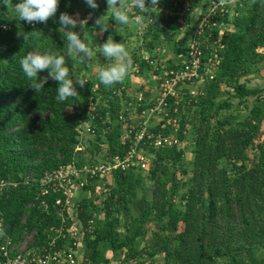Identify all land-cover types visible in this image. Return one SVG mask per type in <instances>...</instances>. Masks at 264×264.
Here are the masks:
<instances>
[{
	"label": "trees",
	"instance_id": "16d2710c",
	"mask_svg": "<svg viewBox=\"0 0 264 264\" xmlns=\"http://www.w3.org/2000/svg\"><path fill=\"white\" fill-rule=\"evenodd\" d=\"M18 2L5 0L0 4V181L10 184L0 194V220L14 243L26 233L33 234L31 246L34 248H46L56 231L62 229L53 252L67 244V229L73 221L65 213L64 218L58 215L54 202L60 197L59 193L49 191L41 195L36 185L48 174L70 165L82 166L75 146L79 142V126L83 123L94 130L93 143H90L105 144L108 155L124 152L119 142L122 122L118 117L124 114L120 96L124 97L127 89L123 80L112 86L101 84L98 78L95 83L84 80L83 87L75 85L77 97L60 102L55 98L58 82L48 77L45 70L38 73V80L47 77V83L36 93L20 64L28 52L59 53L65 57L70 77L83 79L80 72L86 68V62L80 63L68 55L66 31L60 27L58 18L61 13L72 16L79 4H86L83 0H59L54 17L45 23H27L17 18L15 4ZM105 3L99 10L107 12L105 23L114 27L103 32L101 38L93 36L92 42L103 44L107 35L112 36L114 42L119 41V36L126 39L127 25L121 26L115 21L111 12L106 11ZM130 3L131 0H126L123 4ZM129 10L132 18L144 17L143 24L151 20L140 33L143 48L152 52L157 43L169 44L177 55L175 58L182 64L185 62L192 34L186 32L194 26V20L183 19L189 27L182 38L174 42L176 33L169 32L167 27L179 26L177 15L151 12L149 6L147 13H139L134 6ZM232 11L231 17L229 14L218 17L219 22L230 25L231 29L213 46L217 36L214 32L207 43L213 48L210 51L203 48L206 57L201 61L200 77L193 84L198 94L192 96L190 89H182L177 137L183 140L190 136L188 131L193 134L190 171L178 165L184 159L183 150L174 147L150 150L153 167L148 175L143 178V172L135 170L113 172L112 184L105 185L106 196L101 208L89 198L76 200L75 219L83 229L81 264H110L106 251L122 264H264V134L260 131L264 99L259 97V89L240 82L258 72L254 66L264 55V0H239ZM101 12L94 16L95 20ZM88 26L85 25L86 31H94ZM73 31L80 32L79 27ZM209 52L217 56V65ZM157 56L142 59L134 53L130 57L138 75L145 76L151 70L150 62ZM177 65L170 68L175 70ZM207 71L213 76L211 80ZM153 73L159 75L157 71ZM222 87L226 88L225 92ZM141 93V104H133L137 105V112L148 107L147 101L153 97L148 90ZM221 93L226 99L219 103L216 111L231 108L230 99L243 105L246 98L253 97L249 116L232 123L216 120L213 125L211 120L216 115L211 109L213 99ZM90 99L95 103L92 119L89 117ZM191 110L195 115L188 119ZM168 115L176 116L172 112ZM188 125L191 126L186 131ZM158 130L159 126L155 131ZM169 132L168 127L163 130L166 135ZM248 150L252 152L250 159ZM177 166L182 176H188L187 179L182 177V184L173 174ZM170 171L168 182L165 178ZM144 180L153 184L151 198L137 196L140 189L145 192ZM85 189L93 192L96 187L92 183ZM181 189L182 197L175 203L173 199ZM100 209L101 221L97 220ZM91 223H94L92 228ZM150 229L153 233L147 244L137 248L136 243L144 239ZM258 250H262V257L256 256Z\"/></svg>",
	"mask_w": 264,
	"mask_h": 264
},
{
	"label": "built area",
	"instance_id": "2783aa9c",
	"mask_svg": "<svg viewBox=\"0 0 264 264\" xmlns=\"http://www.w3.org/2000/svg\"><path fill=\"white\" fill-rule=\"evenodd\" d=\"M233 1L167 0L166 3L164 0H159V3L156 5L158 9L152 8L149 5L151 12H162L164 16L177 15L180 22L179 26H181L184 32H186L188 26L183 19L194 15L195 24L188 40L185 62L177 65L178 68L175 70L160 71H158L156 63L150 62L153 68L152 74L155 75L153 72L157 71L159 75L154 76L157 90L153 97H151V100L147 101V105L149 106L140 112L136 111V106L140 105L143 101L142 93H140L137 97H134L133 102L128 103L129 107H134V112H132L131 108L125 109V111L122 110L124 114L118 117V120L122 122L119 142L120 146L125 149L123 153L108 155L105 150L100 162L96 161L91 164H84L81 167H76L75 165L68 166L53 174L46 175L36 185L41 195H45L49 191L60 194V197L54 202L55 207H58L59 216L64 218L63 213H65L67 218L73 221L67 229V234L69 235L67 244L60 249L51 251L54 249L55 242L62 229L56 231V236L47 243L46 248H34L31 246L33 234H28V237L31 238L29 245L21 240L14 243L6 235L3 222L0 220V264H77L80 234L79 228L74 225V222L77 220L72 219L69 213L70 207L73 208L75 206V203L73 204L72 201L75 200L76 190L87 186L89 181L104 175H111L115 171L147 170L151 166L150 150L157 151L172 147L177 150L184 149L185 138L181 140L177 137L179 128L177 112L178 107L182 105V96L184 95L182 94V89L183 87L190 89L189 94L192 96L198 94L193 84L200 77L198 71L201 69L202 59L206 57V52H203V48L208 51L213 48L212 45L208 46L207 43L209 39L213 38L212 34L214 32L217 33V36L212 42L213 46L225 31L231 29L230 25L227 26L223 22H219L218 17H222L225 14H229L230 17L233 16L232 9L239 0H236L234 5H230ZM131 2L133 5V0ZM145 3L147 5V0H145ZM169 7H172V10ZM165 8H167V11ZM138 11L139 13H147L148 10L141 11L138 9ZM150 22L151 20L147 19V22L143 26L146 27ZM154 52L155 54L152 57L158 54V50L156 49ZM209 53L211 57L216 59L215 65H217V56L212 54L213 52ZM207 59L209 62L211 61L210 58ZM207 76L210 80L213 77L209 71H207ZM135 103L137 104L136 106L133 105ZM94 104L92 99H90L89 117L91 119L94 117L92 114ZM169 112L176 114V116L170 118ZM157 126L160 127V130L155 131ZM166 127L170 128V132L167 135L163 133ZM78 131L81 135L85 134L88 137H93L94 135V130L88 123H83ZM81 135L78 138L79 142L75 146V151L77 152L81 151L82 147ZM184 135H187L186 132ZM8 186H10L9 183L0 181V194ZM42 206L43 209H46L44 204ZM62 223H65L64 219H62Z\"/></svg>",
	"mask_w": 264,
	"mask_h": 264
},
{
	"label": "rangeland",
	"instance_id": "374dc122",
	"mask_svg": "<svg viewBox=\"0 0 264 264\" xmlns=\"http://www.w3.org/2000/svg\"><path fill=\"white\" fill-rule=\"evenodd\" d=\"M104 0H96L97 4H98V8L97 9H91L89 8L87 5L83 6V4H79L77 9L75 10V12L72 14L73 17H76L78 19H88V27H90L91 29H94V31H86V28L84 27L83 29H81L79 27V25H77L79 27L80 33L81 35L84 36V38L87 40L86 42H91V37L93 36H97L99 38L102 37L103 33H100L99 30H97L95 27V19L94 16L98 15V12L100 13L101 11L99 10L102 6V4L105 3ZM126 0H124L125 2ZM130 1V0H128ZM164 2L167 3V0H164ZM236 2V0H234L232 2V4L230 5H234V3ZM106 4V3H105ZM133 5L130 3L128 5L129 9H131ZM85 7V9H84ZM165 10L167 11V8H165ZM86 11V12H85ZM130 11V10H129ZM170 11V10H169ZM168 11V12H169ZM101 14L103 15V13L101 12ZM106 17V14H105ZM191 20H194V15L192 17H190ZM106 19V18H103ZM133 24V23H132ZM186 24L187 23L186 21ZM189 27V26H188ZM169 32H173L176 33L174 36V42H177L179 39L182 38V33H183V29L181 28V26H173V27H167ZM184 28V27H183ZM143 29H145L144 26H139L138 28L134 27L132 33H135V31L139 32V33H143ZM193 29V26H191V28L188 29V31L186 33H191ZM140 38V34L138 35ZM133 37L135 38L136 35H133ZM97 45H100V43L97 42H93L92 43V50H93V55L95 56V58L92 60V62L90 64H92L93 66L96 65H100L101 61H107L104 57H102L101 55H96V51H99V48ZM156 48H154V50L152 51V55L155 54V50H158V56L156 57L157 60V69L158 71L160 70H170V66L173 65V63H175V65L177 64H181L180 61H178V59L175 58V55L173 53L172 47L168 44H164V43H157L156 44ZM100 52V51H99ZM263 53V52H262ZM156 56V55H155ZM77 61V60H76ZM182 61V60H181ZM107 62H111L112 61H107ZM159 62V63H158ZM166 63V64H165ZM109 63H106V65ZM162 66V69H161ZM257 67L258 72L256 74H251V75H247L245 78H242L240 80L241 83H244L247 87L250 88H256L257 90L259 89V97H261L262 99H264V55L260 56V61L258 63V65L254 66ZM170 68V69H169ZM98 69H96L95 71H97ZM153 68H151V70H149L147 73L149 74V76H151V79H153V74H152ZM161 73V72H159ZM94 75L96 74V72L93 73ZM136 75V71L134 73ZM129 77L132 78V76L134 77V75L129 72L128 73ZM83 80H86L90 83H95V80L98 78L97 76L92 77V75L89 76H85L83 75ZM136 80V77H135ZM131 81V82H130ZM128 82L130 83L126 89H127V93L124 95V97L120 96V106L121 109L123 111H125V109H129L131 108L132 112H134L133 108L134 107H129L128 103L129 102H133L134 101V97H137L142 89L140 91H135L132 84L133 81L132 79H129ZM155 87H156V83H155ZM226 88L222 87V91H226ZM226 99V95L224 93H221L219 96H217L216 98L213 99V106H212V112L215 113L216 115L214 116V118L211 120L212 124L214 125L216 120H220V121H229L230 123H232V121L235 122H240L245 120L248 116H249V109L252 107V104L254 102V98L253 97H248L245 99V103L243 105H239L238 104V100L235 99H230L229 103L232 105L231 108L227 109V110H218L216 111V107L219 105V103L223 100ZM194 111V110H193ZM191 110V112L188 113V119H193L195 113ZM185 113V111L183 112ZM191 126V125H190ZM190 126L188 125L187 130L188 131L190 129ZM261 133L264 134V120L262 122V126L260 129ZM188 133H190V136L185 138V143H184V159L183 161H181L178 165L180 166V169H185L187 171H190V161H191V147L193 145V134H191L190 131H188ZM82 140H81V151L77 152V158H80V161H82L81 165H87V164H91L92 162H96V161H101V157L102 155H104L105 150H106V145L105 144H101L99 146L98 143L96 144H92L93 142L91 140L94 139V137H88L85 134L82 135ZM90 141L92 143H90ZM92 144V145H91ZM96 146L98 147V150H96ZM249 159L252 156V152L251 150H248L247 152ZM77 161V160H76ZM151 166L145 170L142 171L143 174L142 177L145 178L148 175V171L153 167V162L151 160ZM222 164L224 165V162H222ZM250 166V164H248ZM170 174L171 171L169 173V176L166 177L165 179H167V181L169 182L170 179ZM174 177L176 176L178 178V181H180V183L182 184V177L187 179L188 176H182V174H180L179 172V167L177 166V168L174 169L173 171ZM112 175V174H111ZM111 175H107V176H102V177H98L97 179L93 180V181H89L88 185L83 187L82 189H77L76 193H75V200H73V204L76 203V200L81 199V198H89L93 201V203L99 208L102 207V203L103 200L106 196L105 194V185H111L112 184V176ZM185 179H183L184 182ZM93 183V185H95L96 189L92 192L89 190H86L85 188L90 186ZM144 190H139L137 196L141 197V196H145L147 198H151V193L154 191L153 188V184L150 181H146L144 180ZM166 189H169V186L166 187ZM182 189L178 190V194L176 195V197L173 199L175 203L179 202L180 197H182ZM75 207L73 208L70 207L69 213L71 214L72 219H75ZM97 220H103V213H102V209H100V213L97 215ZM75 227L79 228V241H80V247L79 250L77 251V256L81 257L82 256V251H83V244H82V237H83V229L81 228L80 224H77V221L74 222ZM90 225V224H89ZM92 225H94V223H91V228L93 227ZM91 230V229H90ZM122 231V229H120ZM179 230H181V226H179ZM153 233V230L150 229L147 232V235L144 239L139 240L136 243L137 248H141L144 245L147 244V240L148 238L151 236V234ZM21 241H23L24 243H26L27 245H29L31 243V238L28 237V234L26 233L25 235H23L21 237ZM22 246V245H21ZM20 246V247H21ZM105 255L108 257V259H110V264H122L118 258H115L112 256V253L109 251H106ZM262 250H258L256 251V256L257 257H262ZM157 260H160L159 257L156 258ZM136 262H131L128 264H135ZM77 264L78 263V257H77ZM219 264H224L223 262H219Z\"/></svg>",
	"mask_w": 264,
	"mask_h": 264
},
{
	"label": "clouds",
	"instance_id": "9594fccd",
	"mask_svg": "<svg viewBox=\"0 0 264 264\" xmlns=\"http://www.w3.org/2000/svg\"><path fill=\"white\" fill-rule=\"evenodd\" d=\"M83 2L91 9H97L96 0H83ZM5 0H0V4H4ZM159 0H148V6L156 8ZM107 10L115 21L121 26L132 23L133 19L138 24H142L144 17H130L128 14L129 7L122 4L121 0H106ZM59 0H19L15 4V12L19 20L27 23H45L57 13ZM133 6L141 11H147L145 0H133ZM103 16L95 20V25L99 28L100 33L108 30V24L102 19ZM60 27L66 31V39L68 42L67 53L75 58L78 62L83 63L93 56V50L90 42L80 35L79 31H73L77 25L81 29L88 23V19H78L67 13H61L58 18ZM70 29V30H69ZM123 30V29H122ZM18 36L22 33H18ZM102 57L107 61H114L108 67L101 68L97 77L101 84L112 86L121 82L129 73L132 67V60L125 45L121 42H114L112 36L100 45H97ZM21 68L25 76L32 82L31 88L39 93L47 83V77H41L38 80V73L47 71V76L53 81L58 82L55 98L64 102L71 97H77L75 85L83 87L86 83L83 79H73L70 77L69 68L66 66L65 57L59 53L51 52H28L21 61ZM75 82V83H74Z\"/></svg>",
	"mask_w": 264,
	"mask_h": 264
},
{
	"label": "crops",
	"instance_id": "0c3cea01",
	"mask_svg": "<svg viewBox=\"0 0 264 264\" xmlns=\"http://www.w3.org/2000/svg\"><path fill=\"white\" fill-rule=\"evenodd\" d=\"M121 3L123 4L124 3V0H121ZM108 13H110V10L108 11ZM105 14H106V17H107L108 14L106 12V13H103V15H101V16H103L102 18H106L105 17ZM132 23L129 24V25H127V29H128L127 34H129L128 37H126V39H125V36H119V41L118 42H121L122 43V40H124V43H122V44L125 45V47L128 50L130 56H132L134 53H136L142 59H146L148 57L150 58L152 56V52L149 51V50H147V49H145V48H143L141 46V42L143 40H142V37L141 36H140V38L138 36L140 33L137 32V31H135V33H132L134 27L138 28L139 26H143L144 24L142 23V24H139L138 25V23L135 21V19H133ZM111 27H114V25L112 26L110 24L108 28H111ZM133 35H136V37L134 38ZM182 35H183V33H182ZM107 37H109V35H107ZM90 39L92 41V37ZM99 43L102 44L101 42H99ZM90 44H91V42H90ZM97 52L98 51H96V55H98ZM99 55H101V54L99 53ZM94 58H95V56L93 55L89 60L86 61V68H84V69L81 70V72H80L81 75H85V76L92 75V77L97 76V73H98V71L101 68L108 67L111 64V62L101 61L99 66L98 65L93 66L90 63L92 62V60ZM106 63H109V64L106 65ZM112 63H114V61H112ZM154 63L157 64L156 58L154 60ZM173 65H175V63H173ZM96 69H98V70L95 71ZM135 71H136V65L135 64H132V67H131V69H130L129 72H131L134 75V77L132 76V78H130L129 75L127 74V76L123 79L126 87L130 84L128 82V80L129 79H132V81H133L132 86L134 85L133 88H134L135 91H137V90L140 91L141 89L142 90H148L150 92L149 93L150 96H153L155 94V89H156V87H155L156 79H154V77H153L154 80H152L151 79V76H149L148 73L145 76H139L138 73L136 72L137 74L135 75L134 74ZM94 72H96L95 75L93 74ZM153 76H155V75H153ZM135 77H136V80H135ZM151 90H152V92H151ZM77 257H78V263L81 264L82 256L81 257L77 256Z\"/></svg>",
	"mask_w": 264,
	"mask_h": 264
},
{
	"label": "bare ground",
	"instance_id": "6f19581e",
	"mask_svg": "<svg viewBox=\"0 0 264 264\" xmlns=\"http://www.w3.org/2000/svg\"><path fill=\"white\" fill-rule=\"evenodd\" d=\"M81 126V125H80ZM80 126H79V128H80ZM95 134V133H94ZM81 134L79 133V136H80ZM81 137H83L82 135H81ZM79 138V137H78ZM75 152H77V151H75ZM71 166V165H70ZM83 166V165H82ZM59 215V214H58Z\"/></svg>",
	"mask_w": 264,
	"mask_h": 264
}]
</instances>
